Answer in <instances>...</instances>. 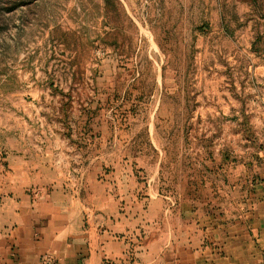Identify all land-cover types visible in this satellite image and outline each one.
<instances>
[{
  "label": "rangeland",
  "instance_id": "obj_1",
  "mask_svg": "<svg viewBox=\"0 0 264 264\" xmlns=\"http://www.w3.org/2000/svg\"><path fill=\"white\" fill-rule=\"evenodd\" d=\"M263 185L264 0H0V238L54 212L134 264Z\"/></svg>",
  "mask_w": 264,
  "mask_h": 264
},
{
  "label": "crops",
  "instance_id": "obj_2",
  "mask_svg": "<svg viewBox=\"0 0 264 264\" xmlns=\"http://www.w3.org/2000/svg\"><path fill=\"white\" fill-rule=\"evenodd\" d=\"M261 190L244 221L201 226L209 242L199 250L182 246L173 256L166 251L134 264H264V185ZM22 214L13 230L0 238V264H127V250L120 240L75 239L64 223H58L64 216L32 209Z\"/></svg>",
  "mask_w": 264,
  "mask_h": 264
}]
</instances>
